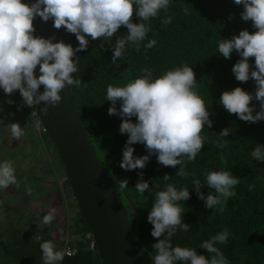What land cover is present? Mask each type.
<instances>
[{
  "label": "clouds",
  "instance_id": "clouds-1",
  "mask_svg": "<svg viewBox=\"0 0 264 264\" xmlns=\"http://www.w3.org/2000/svg\"><path fill=\"white\" fill-rule=\"evenodd\" d=\"M170 2L171 0H35L28 5L21 0H0V89H3L6 96L18 91L22 106L32 110L43 102L44 107L40 108V112L47 113L49 106L55 107L61 102L59 93L66 85L68 88L81 86L82 81L73 78L80 61L78 57L75 60L73 58L76 53L87 50L89 40L86 37H90L92 41L103 38V41L110 43V38L116 35L122 26L126 28L127 34L116 36L115 45L112 47L111 62L116 64L122 58L126 45H135L137 52L145 40V50L156 46L155 39H148V33L151 31L149 22L157 17L161 10L167 11ZM234 4L243 6L241 20L251 21L256 31L250 34L247 30H241L238 36H233L230 40L220 39L218 53L225 59L230 58L233 52L239 55L240 59L233 65L232 73L240 83L250 79L254 81L255 92L248 93L236 87L223 92L219 103L229 115L235 114L240 121L255 124L264 121V0H234ZM184 11L185 14L188 13L187 7ZM134 14L139 23H133ZM37 17L44 22L52 19L54 28L63 27L73 34L79 46L73 49L70 44L53 43L55 36L48 39L34 37L33 21ZM171 21L172 17L167 16L161 22L168 25ZM99 47L103 49L104 43H100ZM250 58H254V65L249 63ZM37 66L40 73L38 78L34 75ZM251 68L255 70L250 71ZM41 85L44 91L39 93ZM197 87L193 68L186 64L168 70L155 79L150 69L142 68L138 78L125 86L108 85L105 97L111 104L108 114L121 117L119 131L128 135L119 164L121 169H143L150 156L156 155L158 164L164 167L180 166L175 175H188L183 167L184 158L188 163L196 159L206 141V138L201 136L204 126L212 128L208 106L194 91ZM253 100L259 102V111H256L254 106H249ZM117 102H120L119 112L116 108ZM6 103L11 105L14 102L9 99ZM2 111L0 108V112ZM32 115L38 137L42 140L44 128L41 121L37 120L34 110ZM133 117L136 118L135 123L132 122ZM7 127L15 140H20L25 135L24 128L19 123H12ZM231 133V127L221 130L214 146L226 147L224 138ZM40 143L43 146L40 148H43L48 158L50 153H47L43 142ZM45 143L48 151L49 147L52 148L58 162H61L53 143L52 147L46 140ZM137 143L145 146L148 155L138 158L133 156L135 149L131 145ZM36 156L37 153L35 158ZM251 157L255 161L264 162V146H255ZM138 176L135 189L143 195L149 190V183L143 180L142 172L138 173ZM169 179L167 174L163 176L164 181ZM205 182L208 189L215 190V195L211 192L207 196L203 195L200 180L194 179L197 198L204 201L206 209L219 205L222 212L228 199L235 196L236 193L232 189L240 180L229 171H212L206 174ZM118 184L123 191L127 188L128 180L118 181ZM10 185L19 187L12 161L5 160L0 162V189H7ZM253 188L254 185L250 186L249 191ZM31 192V187H26V194L31 195ZM68 194L66 191V196ZM188 199L187 187L177 190L172 184H166L165 190L154 193V203L147 216V222L152 225L150 234L157 241L152 245L156 251L152 258L153 264H229L224 254L215 246L225 244L229 239L230 234L226 228L200 245V248L212 254L210 258L198 255L195 249L189 247L173 246V236L178 231L187 233L192 227L182 223L181 219L183 209L179 202ZM55 212L56 209L51 208L43 217L42 223L50 225L55 218ZM77 232L79 236L77 235L78 240L75 243L70 239L66 241L76 248L73 255L65 253L66 242L63 243L62 251L57 250L51 240L41 243L43 264H58L64 256H74L79 250L80 242L89 251L96 252V244L90 230L79 228ZM91 243L93 248H90Z\"/></svg>",
  "mask_w": 264,
  "mask_h": 264
},
{
  "label": "trees",
  "instance_id": "trees-1",
  "mask_svg": "<svg viewBox=\"0 0 264 264\" xmlns=\"http://www.w3.org/2000/svg\"><path fill=\"white\" fill-rule=\"evenodd\" d=\"M186 7L187 14L184 11ZM242 12L243 6L234 4V0H171L167 11L161 10L157 17L149 22L151 31L148 33V39L156 40L154 48L144 49L143 44L147 43V40L141 43L139 52L135 50V45H126L122 58L116 64H112V47L115 45L116 36L127 34V29L122 26L116 35L110 38V43L103 41V38L92 41L90 37H86L89 40L87 50L76 53L73 58L75 60L78 57L80 61L77 66L78 71L73 74V78L82 81L79 88L69 87L73 106L98 160L111 177L122 199L135 242L151 258L156 255L152 245L157 241L150 234L152 225L147 222V216L154 203V193L165 190L166 184H172L177 190L184 187L189 189V199L179 203L183 209L182 223L192 226L189 232L178 231L173 236V246L189 247L195 249L198 255L210 258L212 254L200 248V245L226 228L230 234L229 239L225 244L215 246L224 254L229 264H264V181L262 179L264 162L255 161L251 157V151L255 146H264V121L255 124L240 121L235 114L229 115L219 103L223 92L231 91L236 87L248 93L255 92L254 81L250 79L240 83L232 73L233 65L240 59L239 55L233 52L230 58L225 59L218 53L220 39L230 40L233 36H238L241 30H247L250 34L256 31L251 21L241 20ZM167 16H171L172 21L164 25L161 21ZM132 21L140 22L135 14ZM102 42L105 45L103 49L99 47ZM69 44L73 49L79 46L71 33ZM249 63L254 65V58H250ZM185 64L193 68L198 83L194 91L205 101L210 113L209 119L212 121V128L205 125L201 132V136L205 137L206 141L196 159L188 163L184 158L183 167L188 175L183 177L175 175L180 166L164 167L158 164L156 155L150 156L143 169L132 171L121 169L119 164L128 135L119 131L121 117L108 114V108L111 106L110 102L105 100L108 85L123 87L138 78L142 68L150 69L155 79L166 71ZM251 70L255 69L251 68ZM12 96H20V94L17 91L11 96H6L0 89V108L6 110L8 104L6 101ZM19 100L22 106V98L19 97ZM249 106H254L256 111H259L258 101L253 100ZM116 108L119 112L120 102H117ZM22 109L32 121L29 115L32 114V108L22 106ZM132 122H136L135 117L132 118ZM228 127L232 128V133L224 138L226 147H215L217 136L221 130ZM31 135L36 139L38 137L34 133ZM41 136L49 154L45 140L50 144L52 142L45 132ZM131 147L135 149L134 157L148 155L143 144L137 143ZM39 153L40 157L38 158L39 154H37L35 158L37 162L45 158L43 148L39 149ZM49 162L44 161L38 173L65 177L64 186L59 188L57 193L62 195L60 201L68 204L65 199L67 197L65 186L69 185L70 188L71 186L64 166L60 162L64 171L62 175L60 168L57 167L58 162L57 165ZM212 171H229L240 180L232 189L236 193L235 196L228 199L222 212L219 210V205L213 209H206L204 201L197 198L193 185V180L199 179L201 193L205 196L209 192L215 195V190L208 189L205 182L206 174ZM140 172L143 173V180L149 183V190L143 195L135 189ZM165 174L170 177L168 181L163 180ZM32 178L27 180L17 178L19 187L14 185L16 188L13 189L17 194L12 198L17 197L18 190L29 182L39 183L43 179L37 175ZM125 179L128 180V185L121 191L118 181ZM253 185L254 188L249 191V187ZM72 197L74 198V195ZM69 206L73 215V221H69L70 227L76 226L72 228L77 231L83 227L81 229L88 231L77 202L69 201ZM50 207H55L53 202ZM0 208L2 209L1 206ZM45 212L41 210L39 221L31 215L29 218L27 216V220L23 223L14 222V216L9 226L10 230L0 227V264H43L40 244L49 240L62 251L54 235L49 233L50 226L42 223L43 217L47 215ZM78 246V252L74 256H64L61 264H101L97 251L94 254L81 242ZM133 248L136 249V246Z\"/></svg>",
  "mask_w": 264,
  "mask_h": 264
},
{
  "label": "water",
  "instance_id": "water-1",
  "mask_svg": "<svg viewBox=\"0 0 264 264\" xmlns=\"http://www.w3.org/2000/svg\"><path fill=\"white\" fill-rule=\"evenodd\" d=\"M21 2L30 5L35 0ZM33 26L34 37L48 39L55 36L53 43L69 44L70 33L63 27L54 28L52 19L44 22L37 17ZM34 75L37 78L40 75L39 66ZM43 91L41 85L38 92ZM59 94L61 102L55 107L49 106L47 113L40 112L43 102L33 110L64 166L78 208L95 241L101 264H153L152 258L138 247L133 238L127 210L94 152L73 106L68 86Z\"/></svg>",
  "mask_w": 264,
  "mask_h": 264
},
{
  "label": "rangeland",
  "instance_id": "rangeland-1",
  "mask_svg": "<svg viewBox=\"0 0 264 264\" xmlns=\"http://www.w3.org/2000/svg\"><path fill=\"white\" fill-rule=\"evenodd\" d=\"M1 92L4 93L3 89H1ZM19 97L21 96L10 97L14 103L11 105L7 104V109L0 112V121H3V123H1L2 126H0V143L2 145L0 146V162L5 160L12 161L16 178H26L27 180V178H32L37 175V177H42L43 179L39 183L33 182L32 184L28 181V185L18 190L19 194L14 198L12 197L17 194L14 191L15 189H13L16 188L14 185H10L7 189H0V206L2 207V209L0 208V227H6L10 230L9 226H11L10 224L14 216V222L20 221L23 223L27 220V216L29 218L31 215H34L36 218L35 220L38 219L39 221L41 220V210L43 212L47 211L45 214H48L51 208H55V218L49 225V233L50 235H54L55 241L58 242L61 249H63V243L66 242L67 239L75 243L79 236V233L73 229L76 226L71 225L73 228L70 227L69 222L73 221L72 208L69 206V201L72 203L75 202L72 197L73 193L69 185L65 186V191H68L69 194L65 197L68 204H64V202L60 201L62 195H59L57 192L59 188H63L65 177L38 173L44 161H50V164L53 162L54 165H57L58 160L53 149L49 147L50 155H48V158L45 155V158L38 162L36 161L35 155L37 153L39 154L38 158L40 157L38 149L43 147L40 143L43 140H41L40 137H37V140L31 135L32 133L36 136L38 135L36 131L37 128L35 127L36 122L32 114H29L32 121L28 118V115L25 114ZM12 123H19L20 126L24 128L25 135L20 140H15L10 135V129L7 125ZM47 143L51 146L49 141H47ZM57 167L60 168L62 175H64L63 167L60 162H58ZM262 179L264 181V171ZM26 187H31V195L26 194ZM52 202L55 207H50ZM56 249L58 250L60 248L56 245ZM93 253L95 254L96 252L93 251ZM58 264H61V262H58Z\"/></svg>",
  "mask_w": 264,
  "mask_h": 264
},
{
  "label": "built area",
  "instance_id": "built-area-1",
  "mask_svg": "<svg viewBox=\"0 0 264 264\" xmlns=\"http://www.w3.org/2000/svg\"><path fill=\"white\" fill-rule=\"evenodd\" d=\"M64 248H65V253L67 255H73L76 252V248L73 245H71L69 242L65 243ZM90 248H93V244L92 243L90 245Z\"/></svg>",
  "mask_w": 264,
  "mask_h": 264
}]
</instances>
